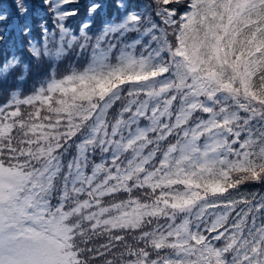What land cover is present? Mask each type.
Listing matches in <instances>:
<instances>
[{
  "label": "snow or ice",
  "instance_id": "snow-or-ice-1",
  "mask_svg": "<svg viewBox=\"0 0 264 264\" xmlns=\"http://www.w3.org/2000/svg\"><path fill=\"white\" fill-rule=\"evenodd\" d=\"M252 185L264 0H0V264H264Z\"/></svg>",
  "mask_w": 264,
  "mask_h": 264
},
{
  "label": "trees",
  "instance_id": "trees-1",
  "mask_svg": "<svg viewBox=\"0 0 264 264\" xmlns=\"http://www.w3.org/2000/svg\"><path fill=\"white\" fill-rule=\"evenodd\" d=\"M62 70V69H61ZM35 75V73L33 74ZM31 79L28 81V84L25 85V87H30L31 86ZM244 194L252 193V192H259L262 195H264V187H261L259 185H252L248 186L243 190Z\"/></svg>",
  "mask_w": 264,
  "mask_h": 264
}]
</instances>
